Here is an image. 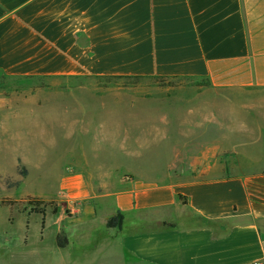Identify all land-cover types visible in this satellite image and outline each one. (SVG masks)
I'll use <instances>...</instances> for the list:
<instances>
[{
  "label": "crops",
  "instance_id": "crops-1",
  "mask_svg": "<svg viewBox=\"0 0 264 264\" xmlns=\"http://www.w3.org/2000/svg\"><path fill=\"white\" fill-rule=\"evenodd\" d=\"M0 73L193 80L222 101L156 105V144L173 146L156 180L92 194L79 172L62 180L71 215L52 228L0 219V264L264 260V0H0ZM226 135L248 161L230 176L209 148ZM117 212L120 229L108 228Z\"/></svg>",
  "mask_w": 264,
  "mask_h": 264
},
{
  "label": "rangeland",
  "instance_id": "rangeland-1",
  "mask_svg": "<svg viewBox=\"0 0 264 264\" xmlns=\"http://www.w3.org/2000/svg\"><path fill=\"white\" fill-rule=\"evenodd\" d=\"M162 82L19 78L0 73V219H17L16 226L31 219L33 233L40 229L41 219L52 228V219L71 215L62 180L79 172L92 194L112 192L125 181L156 180V167L163 168L173 151L172 145L156 144L152 126L156 105L222 103L213 92L195 89L196 81ZM128 104L138 107L123 111ZM226 136L231 143H210L209 148L219 151L225 175L230 176L235 165L245 167L248 161L233 158L238 150L232 141L237 138Z\"/></svg>",
  "mask_w": 264,
  "mask_h": 264
},
{
  "label": "trees",
  "instance_id": "trees-1",
  "mask_svg": "<svg viewBox=\"0 0 264 264\" xmlns=\"http://www.w3.org/2000/svg\"><path fill=\"white\" fill-rule=\"evenodd\" d=\"M194 86H205L206 84H201V82H195L193 84ZM123 221V216L121 215L120 212H117L114 216L109 217L106 221V226L108 228H117L120 229ZM58 244L61 246L62 243L58 241Z\"/></svg>",
  "mask_w": 264,
  "mask_h": 264
},
{
  "label": "built area",
  "instance_id": "built-area-1",
  "mask_svg": "<svg viewBox=\"0 0 264 264\" xmlns=\"http://www.w3.org/2000/svg\"><path fill=\"white\" fill-rule=\"evenodd\" d=\"M247 264H264V260H256V261H253L251 263H247Z\"/></svg>",
  "mask_w": 264,
  "mask_h": 264
}]
</instances>
